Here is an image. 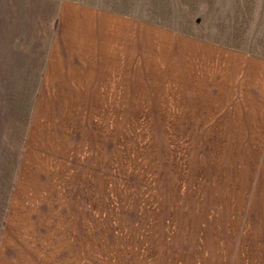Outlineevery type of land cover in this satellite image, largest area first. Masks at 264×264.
Returning a JSON list of instances; mask_svg holds the SVG:
<instances>
[{"label": "crops", "instance_id": "0c3cea01", "mask_svg": "<svg viewBox=\"0 0 264 264\" xmlns=\"http://www.w3.org/2000/svg\"><path fill=\"white\" fill-rule=\"evenodd\" d=\"M205 2L173 30L97 0H0V113L25 122L0 264H90V170L122 116L145 130V197L113 264H264V0Z\"/></svg>", "mask_w": 264, "mask_h": 264}, {"label": "rangeland", "instance_id": "374dc122", "mask_svg": "<svg viewBox=\"0 0 264 264\" xmlns=\"http://www.w3.org/2000/svg\"><path fill=\"white\" fill-rule=\"evenodd\" d=\"M97 1L100 5H115L116 8L132 13L137 11L141 20L151 22L155 27L173 30L192 25L195 18L200 20V14L204 16V12L210 7L205 0ZM154 62L152 73L156 79L161 75L162 67L159 57L155 58ZM157 86L160 84L155 83V89ZM6 104L7 101L0 98V112ZM7 113V107L6 114L0 113V193L10 188V178L25 128L24 121L20 122L15 116L10 115L12 113H8L9 115ZM129 117L131 116H122L121 129L116 132L111 130L112 125L106 121L105 146H100L105 158V165L102 168L104 172L100 168V177L97 179L92 173V167L90 170L89 202L94 206L89 214L90 233L95 237L99 235L101 240L99 243L93 244L92 241L90 243V264H113V250L118 240L116 237L129 234L130 220H136V215L141 212L139 205L144 202L145 189L140 179L143 180L145 174L146 135L144 129H131ZM19 118L21 119L20 116ZM5 197L6 195L0 196V202ZM131 204L137 205L138 210L135 206L132 213ZM66 261L67 264L73 262Z\"/></svg>", "mask_w": 264, "mask_h": 264}]
</instances>
